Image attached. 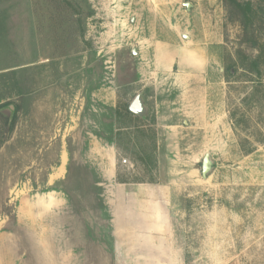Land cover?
<instances>
[{
	"label": "rangeland",
	"instance_id": "374dc122",
	"mask_svg": "<svg viewBox=\"0 0 264 264\" xmlns=\"http://www.w3.org/2000/svg\"><path fill=\"white\" fill-rule=\"evenodd\" d=\"M239 50L223 0H0V264H264V146H240L264 74L226 80Z\"/></svg>",
	"mask_w": 264,
	"mask_h": 264
},
{
	"label": "trees",
	"instance_id": "16d2710c",
	"mask_svg": "<svg viewBox=\"0 0 264 264\" xmlns=\"http://www.w3.org/2000/svg\"><path fill=\"white\" fill-rule=\"evenodd\" d=\"M224 4L226 5V8L228 9V13H230V16H238L239 21L242 24V27L244 29V45H246L247 49L249 51H256V56H245L243 50H239L238 52V58L240 61L229 59L228 63L226 62L225 67V78L226 80L230 81L232 76L234 75V72H237L239 67H242L244 70L249 72L250 74L254 75L255 78H262L264 74V40H262L258 35L259 30L256 28L257 20L259 18V10L260 8H257L255 3L251 0H223ZM262 11H264L262 9ZM258 85H263L262 81H259L257 84H254V88L251 93H249L244 99L243 103L245 108L251 109L252 106L263 103L264 97L259 96L258 91ZM10 103L4 104L3 106H6ZM2 107V106H1ZM0 107V108H1ZM118 113V116H120V113ZM232 118L234 117V114L231 113ZM125 117L129 119L130 121L134 120H140V116L132 113L129 108L125 111ZM156 119V117H154ZM264 121V120H263ZM17 124V118L14 117L11 121H7V135L5 136V139L3 138L1 141V144H4L7 139L6 137H9L13 134L15 130V126ZM239 124V122H237ZM237 124L235 125L237 127ZM240 125V124H239ZM138 128V126H135ZM121 128V129H120ZM132 126H124L119 127V131L117 133V144L118 147L119 141L121 139H124L126 135H128L127 131H131ZM139 130V129H138ZM131 141V140H130ZM256 144H260L264 146V134L261 131L258 132V136L254 138L251 142L249 139H245L240 143V146L245 154H251L254 152ZM249 145V146H248ZM121 148V147H120ZM138 148L140 149L141 156L140 160L144 162L145 166L152 171L154 169H157V161L156 158L152 161V157L150 158V155H148V152L144 149L143 143H138ZM156 146L155 150H153V153L156 154ZM156 157V156H155Z\"/></svg>",
	"mask_w": 264,
	"mask_h": 264
},
{
	"label": "water",
	"instance_id": "95a60500",
	"mask_svg": "<svg viewBox=\"0 0 264 264\" xmlns=\"http://www.w3.org/2000/svg\"><path fill=\"white\" fill-rule=\"evenodd\" d=\"M187 8L190 10V8L192 7V4L187 3ZM188 39V38H187ZM189 40V39H188ZM2 109H10L12 112V119L15 116L16 113V109L15 106H13L12 104L5 106ZM129 110L134 113V114H141L143 112V105H142V100H141V95H138L135 100L132 102ZM213 169V162L210 158L209 154H206V156L203 159V163H202V176L204 178H208V175L210 174V172Z\"/></svg>",
	"mask_w": 264,
	"mask_h": 264
},
{
	"label": "crops",
	"instance_id": "0c3cea01",
	"mask_svg": "<svg viewBox=\"0 0 264 264\" xmlns=\"http://www.w3.org/2000/svg\"><path fill=\"white\" fill-rule=\"evenodd\" d=\"M189 40H190V39H189ZM189 56L191 57V59H194V60H197V61L199 60V57H197V56H195V55H189ZM197 61H196V62H197ZM199 62H200V61H198V64H199ZM201 63H202V62H201ZM64 153H66V152L64 151V152L62 153V155L60 156V159H61V160H60V165H59L57 171H59V170L61 169V167L63 166V160H62V159H63ZM66 154H67V153H66ZM67 157H68V155H67ZM65 168H66V166H65ZM65 168H64V169H65ZM57 171H56V172H57ZM62 175H63V174H62Z\"/></svg>",
	"mask_w": 264,
	"mask_h": 264
}]
</instances>
